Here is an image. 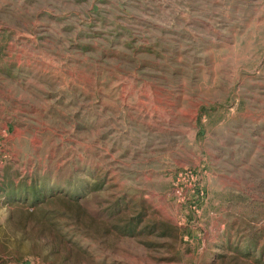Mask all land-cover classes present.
Here are the masks:
<instances>
[{
	"label": "rangeland",
	"instance_id": "obj_1",
	"mask_svg": "<svg viewBox=\"0 0 264 264\" xmlns=\"http://www.w3.org/2000/svg\"><path fill=\"white\" fill-rule=\"evenodd\" d=\"M0 264H264V0H0Z\"/></svg>",
	"mask_w": 264,
	"mask_h": 264
}]
</instances>
